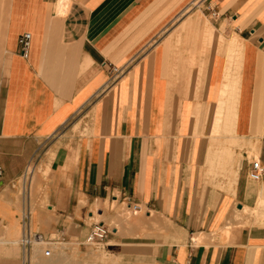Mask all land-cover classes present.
<instances>
[{
  "label": "crops",
  "instance_id": "obj_1",
  "mask_svg": "<svg viewBox=\"0 0 264 264\" xmlns=\"http://www.w3.org/2000/svg\"><path fill=\"white\" fill-rule=\"evenodd\" d=\"M191 1L0 0V264H264V0H204L224 39L192 13L172 38Z\"/></svg>",
  "mask_w": 264,
  "mask_h": 264
},
{
  "label": "rangeland",
  "instance_id": "obj_2",
  "mask_svg": "<svg viewBox=\"0 0 264 264\" xmlns=\"http://www.w3.org/2000/svg\"><path fill=\"white\" fill-rule=\"evenodd\" d=\"M193 14L192 18L193 17L196 19H200L199 21L202 22L203 24H205V26H207L208 28L211 27V24H212V21L213 19H215L217 17L216 13L209 10V8H207L206 4L204 3V0H192L190 3H188L184 8L183 10L181 11V16H179V19L177 21H175V24L172 26V28L175 27V25H177L179 23L180 20H183L186 18V20L183 22L182 26L176 30L175 34H172L171 37H176V38H179L180 35H181V32H183L184 34L187 33L189 34L188 32L191 31L190 28V25H191V22H190V18L189 17V14ZM201 17V18H200ZM206 22V23H205ZM212 28V29H211ZM209 28L210 31H212V35L210 33V37L207 35V34H204V39H209V40H223L225 34L224 33H221V36H219V38L217 39V37L214 35V30L213 27ZM170 30H172L171 28L168 29V33L170 32ZM187 31V32H186ZM166 32V33H167ZM194 31L191 32V35H193ZM180 34V35H179ZM178 35V36H177ZM189 37V35H188ZM192 38V37H191ZM220 43V42H219ZM225 53H226V49H225ZM231 75V74H230ZM230 92H233V93H230L229 95V104L231 103V99L233 101V108L231 106L228 105V107H226L225 109L222 108V111H221V119L218 121V125L217 126H220V124H223L224 127H225V132L227 133L229 131V127H232L233 124H234V119H235V111H236V108H237V102H238V82L236 84V81H234V79H230ZM232 85V86H231ZM235 90V91H234ZM237 91V92H236ZM232 95V96H231ZM237 101V102H236ZM217 104V102H216ZM82 112L79 113V115H77L74 119L77 120L80 116H81ZM70 127L71 126V123L68 124ZM216 126V125H215ZM216 126V127H217ZM67 130V127L65 128ZM64 129V130H65ZM215 131L217 134L220 133V129H215L213 130ZM219 136V143H216L214 146H216V149L217 151H220V152H227L228 150V146L229 144L223 142V139H222V136L223 134H220L218 135ZM209 147H211V144H209ZM222 157V156H221ZM37 160H33L31 161V163L29 164V167L24 175V182L29 184L30 181L34 178L35 174L40 171L41 167L39 164H37ZM131 210H128V214L131 215Z\"/></svg>",
  "mask_w": 264,
  "mask_h": 264
},
{
  "label": "built area",
  "instance_id": "obj_3",
  "mask_svg": "<svg viewBox=\"0 0 264 264\" xmlns=\"http://www.w3.org/2000/svg\"><path fill=\"white\" fill-rule=\"evenodd\" d=\"M17 42L19 45L21 55L23 57H27L28 50L30 47V42H31V34L29 32H23L22 34L18 36ZM111 73H112V78H116L117 76L120 75V69H118L117 67H112ZM263 171H264V168L260 164L259 160H252L250 163V170L248 172V176L252 180H258L260 179ZM1 174H2V168L0 166V176ZM138 208L139 207L137 204H134L131 207L133 211H137ZM109 232H110L109 228L105 226L104 224L95 223L90 227L88 233L86 234L85 243L100 244L107 238ZM31 241L35 243H40L42 245L44 244L45 245L44 255L45 256L50 255L51 250L50 248L46 246L47 242H45L44 239L40 235L38 234L31 235L29 232L26 231L21 241V245L25 253V257H27V249Z\"/></svg>",
  "mask_w": 264,
  "mask_h": 264
},
{
  "label": "bare ground",
  "instance_id": "obj_4",
  "mask_svg": "<svg viewBox=\"0 0 264 264\" xmlns=\"http://www.w3.org/2000/svg\"><path fill=\"white\" fill-rule=\"evenodd\" d=\"M194 18V17H193ZM196 18V17H195ZM201 18V17H200ZM200 20V19H199ZM198 20V21H199ZM195 22V21H194ZM206 23V22H205ZM198 24V23H197ZM201 28V27H200ZM205 29H204V32H205V34H207L209 37H210V33L212 32V31H210L209 30V28H211V27H207V26H205L204 27ZM212 29V28H211ZM211 35H212V33H211ZM222 45H223V43H222ZM235 45H237V43H226V46H227V48L228 49H231V50H233V47L235 46ZM229 66V65H228ZM228 68L226 67V71H228L227 70ZM222 80V79H221ZM237 80V79H236ZM230 77H229V74L228 73H225V76H224V83H223V86H222V89H220L219 91H220V95H218L219 96V99H218V101H217V109H215L216 111H215V115H214V122H215V124H216V126L218 125V121L221 119V111H222V108L223 109H225L226 107H228V105L229 106H231L232 108H233V104H231V103H233V101H232V99H231V103L229 104V95H230V93H233V92H230L229 90V88H230ZM236 84H237V82H236ZM235 91V90H234ZM230 92V93H229ZM237 92V91H236ZM229 94V95H228ZM238 95V94H237ZM232 96V95H231ZM237 102V101H236ZM221 121H222V119H221ZM226 235V234H225Z\"/></svg>",
  "mask_w": 264,
  "mask_h": 264
}]
</instances>
